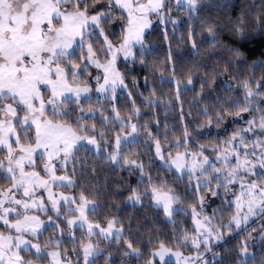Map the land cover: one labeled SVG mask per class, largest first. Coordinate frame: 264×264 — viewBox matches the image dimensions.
Returning <instances> with one entry per match:
<instances>
[{"label":"snow or ice","instance_id":"snow-or-ice-1","mask_svg":"<svg viewBox=\"0 0 264 264\" xmlns=\"http://www.w3.org/2000/svg\"><path fill=\"white\" fill-rule=\"evenodd\" d=\"M258 37L264 0H0V264H264Z\"/></svg>","mask_w":264,"mask_h":264},{"label":"trees","instance_id":"trees-1","mask_svg":"<svg viewBox=\"0 0 264 264\" xmlns=\"http://www.w3.org/2000/svg\"><path fill=\"white\" fill-rule=\"evenodd\" d=\"M233 3H235L237 5V7L239 8L240 6L242 5H245L247 3H250V0H232ZM174 16H176L177 18L183 20L184 18V14L182 12H176L175 9H174V6H173V13H172ZM156 29H155V32L154 34L152 35L151 37V40L156 44V49H155V52H154V55L159 57V58H163L165 52H166V46H165V43L163 41V37L161 35V32H162V25L159 24L158 20L156 19ZM173 27V25L169 24L168 25V28H169V35L171 36L172 33H171V28ZM114 31H116L117 35L119 34V27L117 26L116 29H113ZM183 31V28H177V31H176V35L179 36L180 32ZM175 43V41H173ZM250 47L252 49H254L253 51V54L252 56L250 57V59H257L259 58L260 56V49L261 48H264V40H261L259 37L257 38V40L252 44L250 45ZM138 71H139V68H138ZM249 117L246 115L245 116V119H248ZM240 126V122L238 121L235 125H232L231 127H229V132L232 130V127H238ZM215 131V130H213ZM199 139V138H197ZM212 139L214 140L215 139V134H213V137ZM207 138H205L204 140H201L200 142L204 143L206 142ZM146 150V149H145ZM128 212H132V211H135V209H127ZM48 235V233L46 232L44 234V236L46 237Z\"/></svg>","mask_w":264,"mask_h":264},{"label":"rangeland","instance_id":"rangeland-1","mask_svg":"<svg viewBox=\"0 0 264 264\" xmlns=\"http://www.w3.org/2000/svg\"><path fill=\"white\" fill-rule=\"evenodd\" d=\"M156 19H157L156 17H153V21H154V23H156Z\"/></svg>","mask_w":264,"mask_h":264}]
</instances>
